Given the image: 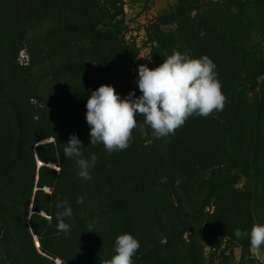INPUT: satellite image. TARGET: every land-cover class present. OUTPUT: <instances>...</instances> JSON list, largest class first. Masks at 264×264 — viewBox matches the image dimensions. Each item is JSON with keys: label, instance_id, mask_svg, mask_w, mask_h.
Here are the masks:
<instances>
[{"label": "rangeland", "instance_id": "rangeland-1", "mask_svg": "<svg viewBox=\"0 0 264 264\" xmlns=\"http://www.w3.org/2000/svg\"><path fill=\"white\" fill-rule=\"evenodd\" d=\"M174 51L214 61L227 97L224 109L207 118L190 116L166 138H153L151 129L142 137L134 129L130 146L111 155L102 144H90V93L108 84L121 98L139 96L138 65L155 68ZM14 102L31 106L33 118L43 120L41 132L61 140L60 153L40 148L44 155L55 152L50 168L72 165L64 148L73 133L99 154L93 180L78 185L87 193L84 212L101 231L105 264L122 233L140 243L133 264H264V246L234 235L237 228L264 224V177L252 181V169L249 178L238 169L243 160L250 163L244 145L256 139L255 127L252 112L231 110L239 103L261 109L256 151L262 161L264 0H0V122L6 127L13 123ZM237 149L244 153L235 158ZM219 169L225 188L213 192L211 175ZM92 182L94 190L85 188Z\"/></svg>", "mask_w": 264, "mask_h": 264}, {"label": "trees", "instance_id": "trees-1", "mask_svg": "<svg viewBox=\"0 0 264 264\" xmlns=\"http://www.w3.org/2000/svg\"><path fill=\"white\" fill-rule=\"evenodd\" d=\"M228 45L227 43V50ZM229 101H232V97ZM239 104V107H231L234 113L252 112L255 117L260 116L259 107L255 109L248 103ZM11 107L12 125L6 127L0 122V264H56L53 258H57L60 264H105L106 253H103L102 246L98 244L101 231L92 222L94 216L91 212H84L86 208L82 207V203H77V198L83 197L84 194L87 196V193L82 185V188L78 185L83 182L77 176L75 160L70 166L58 163L57 171L47 166L50 162L56 161L55 152L44 155L40 148H55L60 153L61 140L53 132L51 134L41 132L43 120L39 116L33 118L35 114L30 112L31 106L22 107L20 103L14 102ZM251 116L249 120L255 127L256 139L244 145V151L246 154L248 152L246 159L250 163L243 160L238 169L248 178L252 169L251 177L252 181H255L256 176L264 177V156L262 161L257 162V117L255 123ZM47 136L53 137L54 142L37 143ZM81 136L82 134H79L78 138ZM81 149L84 158L90 159L92 151L96 153L93 148L84 147L82 144ZM244 151L237 149L233 154L237 158ZM25 152L28 154V163L23 161L26 158ZM38 161L42 164L37 167L35 162ZM162 169L166 171L165 175H170L165 163ZM91 173L90 169L92 176ZM221 174L222 169H219L217 175H211L213 192L218 187H221L219 188L221 190L225 188L223 187L225 181L223 180V184L220 180ZM255 184L252 182L253 190ZM43 186H47L50 192H43ZM84 186L94 190L95 185L92 182ZM259 191H262L259 196H264L262 187ZM96 192H99L98 187ZM245 195L249 199L252 198L250 192H246ZM63 200H67L73 211L70 219L65 218V222L71 225L68 235L58 232L56 228L55 214L58 211L56 204ZM180 200L179 195V212L182 211ZM48 217H52L51 223ZM178 221L181 225L185 223L180 213ZM89 225L92 226V231H88ZM34 238L38 242V248L34 246Z\"/></svg>", "mask_w": 264, "mask_h": 264}, {"label": "clouds", "instance_id": "clouds-1", "mask_svg": "<svg viewBox=\"0 0 264 264\" xmlns=\"http://www.w3.org/2000/svg\"><path fill=\"white\" fill-rule=\"evenodd\" d=\"M137 71L135 83L139 96L130 92L121 98L113 86L101 84L86 101L90 144H102L108 155L126 150L134 129H138L142 137H147V129H151L153 138H166L175 134L190 116L207 118L225 107L227 97L222 94L216 65L207 55L195 58L174 51L155 68L141 64ZM137 116H143L142 123L137 121ZM64 155L75 160L79 178L91 179L90 169L95 167L97 156L83 157L81 141L75 133L70 135ZM77 203H83V197H78ZM56 208L57 231L68 235L71 225L65 218L73 216L72 208L67 200L58 201ZM48 220L51 223L52 217ZM91 228L89 225L88 231H92ZM234 235L238 239L247 237L254 248L264 246V224L253 225L250 231L237 228ZM139 248L140 243L132 234L118 235L108 264H133V256Z\"/></svg>", "mask_w": 264, "mask_h": 264}, {"label": "built area", "instance_id": "built-area-1", "mask_svg": "<svg viewBox=\"0 0 264 264\" xmlns=\"http://www.w3.org/2000/svg\"><path fill=\"white\" fill-rule=\"evenodd\" d=\"M53 261L57 264H60V261L57 258H53Z\"/></svg>", "mask_w": 264, "mask_h": 264}, {"label": "water", "instance_id": "water-1", "mask_svg": "<svg viewBox=\"0 0 264 264\" xmlns=\"http://www.w3.org/2000/svg\"><path fill=\"white\" fill-rule=\"evenodd\" d=\"M36 161H37V159H36ZM42 163L40 162V163H37V167L39 166V165H41ZM36 240V239H35ZM35 240H34V243H35ZM36 242H37V240H36ZM38 243V242H37ZM36 248H38V245L37 246H35Z\"/></svg>", "mask_w": 264, "mask_h": 264}, {"label": "bare ground", "instance_id": "bare-ground-1", "mask_svg": "<svg viewBox=\"0 0 264 264\" xmlns=\"http://www.w3.org/2000/svg\"><path fill=\"white\" fill-rule=\"evenodd\" d=\"M38 163H40V161H38ZM35 244H36V246L38 245V243L36 242V240H35Z\"/></svg>", "mask_w": 264, "mask_h": 264}]
</instances>
